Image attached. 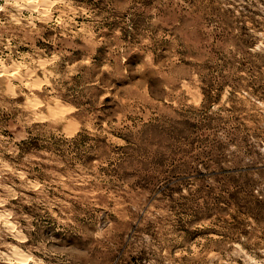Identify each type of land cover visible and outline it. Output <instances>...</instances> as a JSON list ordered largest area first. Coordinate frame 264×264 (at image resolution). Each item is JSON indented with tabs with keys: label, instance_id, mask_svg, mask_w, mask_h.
Segmentation results:
<instances>
[{
	"label": "rangeland",
	"instance_id": "obj_1",
	"mask_svg": "<svg viewBox=\"0 0 264 264\" xmlns=\"http://www.w3.org/2000/svg\"><path fill=\"white\" fill-rule=\"evenodd\" d=\"M0 264H264V0H0Z\"/></svg>",
	"mask_w": 264,
	"mask_h": 264
}]
</instances>
